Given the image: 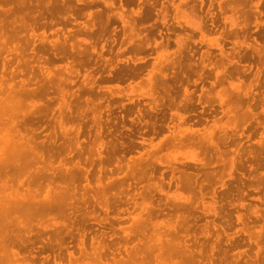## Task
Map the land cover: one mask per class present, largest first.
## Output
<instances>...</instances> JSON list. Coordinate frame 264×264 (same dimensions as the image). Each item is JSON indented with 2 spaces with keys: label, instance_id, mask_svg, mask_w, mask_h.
<instances>
[{
  "label": "rangeland",
  "instance_id": "obj_1",
  "mask_svg": "<svg viewBox=\"0 0 264 264\" xmlns=\"http://www.w3.org/2000/svg\"><path fill=\"white\" fill-rule=\"evenodd\" d=\"M94 1L96 4L80 8V3H77L75 0H70V4H74L75 7H77L76 9H71L70 13L72 17H69L64 11L56 13L54 20H57L58 23L48 24V27H43V30H41L40 27L32 30L33 33H40L43 31L45 34L43 39L38 40L37 38H33L29 40L28 44H23L21 46L20 42L16 43L18 46L22 47V56L11 55V52L7 51V48H5L8 47L11 49L15 41L6 43L5 47L3 46L0 49V61L4 56L10 57L11 60L9 59L6 61V66L11 67L16 64V60H18V64H21L24 58L31 55L32 51L30 48H33V52L35 53L33 63L42 64L54 78L61 81L59 84L61 90L53 93L50 89L47 95L54 96V99L50 100L49 103L50 109L55 106L53 108L54 110L52 112L50 111L51 113H56L55 108L63 110L67 104L71 108V117L64 118L61 124L62 128L66 129L67 137L63 138L59 134L57 126H55L57 133L55 142L56 144H65L64 142L69 138L68 142H70V145L75 146L76 144L78 148H80V152L76 153V150H78L76 147L66 161V165H71L73 168V164L77 160L79 165L87 170L85 172L87 177L86 180L80 177L73 183V192L76 194L75 196L80 192H85L87 195L96 194L100 189L110 195L119 194V198L110 200L106 211L99 207L97 200L91 199L88 200L87 203L78 200L79 202L76 203V209L79 211H77L76 214L83 208H86L87 211L93 214L85 220H81L80 216L76 215L75 219L71 218V220L68 221L73 228L76 227L79 231L83 232L85 250L87 251L85 257H81L77 259L75 263L71 264H171L169 263L170 261L162 262L160 258L154 260V258L151 257L154 251H151L150 246H148V239L152 229L150 226L151 222L156 223V225L158 223V230L163 231L166 238H168V226L171 227L174 224L175 212H169L166 203L163 204V199H161L160 206L163 207V214H157L156 216L151 215L150 217V206L153 204L152 202L158 200L160 196L163 197V194H157L158 188H160L158 186H161V190L172 198L179 195L180 198L178 199L183 200L189 194L185 188L182 189L175 186V176L179 174L178 170L184 168L182 165L183 163H189V165L194 164L195 161L197 163V158L202 156V149L200 148H203L206 142L202 140L199 141L193 137L192 141H194L195 144L192 143L188 144L187 147H179L177 142L170 139L171 130L174 131L187 125H191V128H199L203 133L212 129L213 136H215L214 138H216L219 131L223 130L226 132V135H228V138H226V142L223 144L224 151L221 153L220 160L217 162L209 147L206 149L207 152H205L206 157L208 155H210L208 156L209 158L211 157V161H209V165L205 168V171L214 172L212 175H217L218 178L220 177L224 185H219L221 181L211 176L212 181L209 187L204 190L205 193L202 198L197 199L195 204L196 207L192 210L193 212L191 211L189 214V210L185 209L182 211V213L188 215L187 229H189V231L183 229L185 232L182 234H187L189 239L192 237L198 239L199 237L198 240H201L200 234L197 233L200 225L202 226L203 223L210 222L212 219L210 215H201V204L210 201L209 191L212 184L218 194L228 188L232 195L226 196L220 200L225 210L221 213L222 215L224 214V216H222L223 218L221 217V219L213 218V222L215 224L222 223L221 225H225L226 233H231L244 226L249 236L247 237V235L238 231L229 242H223L221 239V247L225 248L227 251L226 258L223 259L222 263L226 264L229 256L236 251L240 252L238 258L239 264H244L243 261L247 259L248 255H252L251 257H253L254 254L258 257L261 255L264 256V14L256 18L253 17L254 12L251 8V3L255 0H245L243 11L246 14H241L240 11L242 9L234 11L231 10L229 6H226L225 4H228L229 0H154V6L150 14L147 13L146 15L147 19L145 17L140 20L138 22L140 27L135 30H127V26L131 20L130 10L136 9L142 0H121L120 2L124 7L122 11H120L118 6V0ZM261 1L264 3V0ZM109 2H112V5L106 6L105 4ZM169 2L171 4L170 6ZM218 4H220L221 9L217 7ZM249 9L253 13H251ZM93 11L102 13L103 16L101 15V21L97 18L98 16H96V13L88 16V12ZM119 12H121L123 16L122 22L116 16ZM42 13L44 19L41 17L39 21H47L48 14L46 11H42ZM105 15H108V21L103 27V30H99L98 25L102 22ZM61 16H64V19H62ZM222 17H225V19ZM209 18L215 19L213 25L209 24ZM222 21L223 23H221ZM243 23H245L246 27L239 28L238 24ZM230 24L231 26H238L233 27V30H229ZM87 27H90L91 30H87ZM244 30H247V32ZM29 31L30 30H21L24 34H27ZM90 38L91 40H89ZM152 38L154 40H152ZM172 40L174 42H172ZM50 41L56 42L55 48H52L51 45L49 46ZM63 41H65V43ZM37 56L40 57L39 62L35 60ZM240 64L242 66H240ZM132 65L135 66L133 67ZM199 65H201V67H199ZM232 66L234 68H232ZM185 67L186 69H184ZM34 70L36 71V69ZM138 76L140 78H138ZM151 81L155 83L164 82L168 87L165 91H162L158 85L157 87H155V85L152 87V85L149 84ZM184 87L188 91L187 94L184 93ZM164 93L168 99V105L165 104L166 100L164 99ZM235 93L237 96H241L242 93L240 97V106L243 108L240 110L241 107H235L233 110L228 111V99L232 100V98L237 97ZM248 95L252 96L250 100L251 103H249V108L251 110L250 115H252V117L248 115L246 119L242 112L245 110V104L248 105ZM155 96H162L163 100L153 106V98ZM208 99L209 101H207ZM188 100H191V102H188ZM28 106L31 108L30 102L24 103L23 109H27ZM175 111L183 115L186 122L178 123L176 119H174L175 116L173 112ZM77 114H79V116H77ZM97 114L99 116V126L95 121V116ZM47 117L40 118L39 121L34 124L41 134L46 133L49 129ZM201 121L202 123H200ZM212 122L213 125H211ZM237 123L240 125L238 126ZM178 124L179 127L177 128ZM78 126V134L75 136V129ZM246 127L248 128L246 129ZM238 129L239 131H237ZM97 130H99L98 137L96 136ZM237 133L241 134L237 135ZM164 137H168L167 143L163 142L162 146L159 148L151 146L155 145ZM232 141H235L236 145L239 146L241 152L240 157H242L243 160L241 169L230 171V173L233 172L231 173L233 177L228 174L226 168V160L233 155L231 148L236 147L234 144L235 142L233 143ZM199 144L201 147L198 146ZM248 144L251 147H249ZM163 146L165 147L163 148ZM243 147L246 149L249 148L252 152H256V154L258 152L257 158L259 166L257 165L254 170H249L248 168L249 165L255 166V164L245 157V151H242ZM257 148L258 151H256ZM109 151L112 152L108 153ZM226 151L227 153L229 152L228 155ZM98 154L102 158H108L107 162L100 164V172L96 170L98 167L96 164ZM197 173L200 174V171L197 170ZM134 177H136V179H134ZM109 180H112V182L106 184ZM242 186L243 189H241ZM241 190L242 196L238 198L236 205L233 207L229 206L227 201L232 197L236 198V193ZM148 191L152 193L151 198L148 195ZM137 193H141L142 195H138ZM225 199L226 201H224ZM80 202L82 205H80ZM239 203L241 205H239ZM254 208L259 214L257 217L253 215ZM166 211L170 213L168 216L164 214ZM177 212H181V209ZM238 214L241 216V222L243 224L235 219V216ZM56 220L60 219L57 218ZM138 222L145 225L142 226L143 233H137L133 236L131 234L132 230ZM183 226L186 227V222ZM129 230H131L129 233L131 235H125ZM213 234V230H210L211 237H213ZM73 235L71 237L65 235L64 241L67 244L66 249L76 253V240L74 237L75 235ZM90 238H92V243ZM207 238L209 239V237ZM247 238H249V240H247ZM118 239L120 240L119 242ZM97 240H99L102 245L104 242L106 247L103 246L100 248L98 246L99 243L96 244ZM247 243L249 246L246 245ZM35 245L38 246L39 244L35 243ZM124 246L130 250L128 255L123 251ZM230 248L233 249L230 250ZM34 251L39 253L38 247H36ZM46 252H48L49 255L52 253L49 251ZM57 252L64 253L65 249L62 248L60 251L55 249L54 254ZM43 253L45 254V252ZM60 253L59 256L56 257H60L62 262H65V253L61 254L62 256ZM98 253H100V261L96 258ZM140 259L144 262L140 263Z\"/></svg>",
  "mask_w": 264,
  "mask_h": 264
},
{
  "label": "bare ground",
  "instance_id": "obj_2",
  "mask_svg": "<svg viewBox=\"0 0 264 264\" xmlns=\"http://www.w3.org/2000/svg\"><path fill=\"white\" fill-rule=\"evenodd\" d=\"M75 1L77 3H80V8L81 7H88V6L96 4V2L94 0H75ZM118 1H119L118 6L120 8V11H122L124 8L123 4L120 2L121 0H118ZM228 2H227L228 4H225V5L229 6V8L231 10L237 11V9H242L240 11L241 14H243V13L246 14L243 11V8L245 5V0H229ZM105 5L110 6V5H112V2H109L108 4H105ZM155 5H157V4H155ZM170 5L171 4L169 2V6ZM247 5H249V4H247ZM153 6H154V0H142V2H140V4H138L136 9L130 10L131 20L127 26V30L138 29V27H140L138 22L140 20L144 19L146 17L147 13L150 14ZM251 6H252L251 8L253 9V12H254V15H253L254 18L259 17V16L264 14V3H262L261 0H255L254 2L251 3ZM217 7L219 9H221L220 4H218ZM76 8L77 7H75L74 4L73 5L70 4V0H0V49L3 46L5 47L6 43L15 41V44L13 46H11V49L8 47H5V48H7V51L11 52V55L14 54V56L15 55H21L22 56V54H21L22 53V47H20L21 45L28 44L30 39L37 38L38 40H40V39H43L45 37V34L43 33V31H41L40 33H33L32 30H35L39 27L41 30H43V27H46L48 24L58 23L57 20H54V16H56L55 15L56 13H60L62 11L67 13L69 17L70 16L72 17L70 11H71V9L73 10ZM204 8H206V7H204ZM218 8H217V10H218ZM42 11H46V13L48 14V20L47 21H44V20L42 22L39 21V19L44 16ZM240 12H239V14H240ZM250 12H251V10H250ZM253 12H251V13H253ZM94 13H96V16H98L97 18H99V21H101V17L103 16L101 12H96V11L88 12V16H90L91 14H94ZM116 16L122 22V18H123L122 13L119 12L118 15H116ZM247 16H249V15H247ZM61 17H62V19H64V16H61ZM61 17H59V18H61ZM222 18L225 19V17H222ZM43 19H44V17H43ZM146 19H147V17H146ZM72 20H73V18H72ZM107 21H108V15H105L102 22L98 25L99 30H103V27L105 26ZM214 21H215L214 18H209V24L210 25H213ZM221 23H223V21ZM238 25H239V28H243V27L245 28L246 27L245 23L238 24ZM238 25L231 26V24H230L229 30H233V27H236ZM90 27H87V30H91ZM151 27H153V26H151ZM187 27H189V26H187ZM177 28H180V27H177ZM57 29H58V27H57ZM65 29H66V27H65ZM21 30H30V31L27 34H24L21 32ZM244 31L247 32V30H244ZM215 32H216V30H215ZM56 36H57V34H56ZM160 39H161V36H160ZM89 40H91V38ZM152 40H154V39L152 38ZM248 40H250V39H248ZM190 41H192V40H190ZM17 42L21 43L20 46H18V44H16ZM63 42L65 43V41H63ZM153 42H155V41H153ZM172 42H174V41L172 40ZM253 43H254V41H253ZM55 44H56L55 41H50L49 46L51 45L52 48H55ZM152 44H154V43H152ZM6 46H8V45H6ZM128 48H130V47H128ZM45 49H46V47H45ZM30 50L32 51L31 55H29L27 58H24L22 60L21 64H18V60H16V64L14 66L7 67L6 61L10 59V57H7V56H4L3 59L0 61V264H71V263H75L77 259H79L81 257H85L87 255V251L85 250V245H84V240H83V232L79 231L78 228H76V227L73 228L72 225L69 224L68 221H70L71 218L75 219L76 215L80 216L81 220H83V219L85 220V219H87V217H90L93 214L92 212L87 211L86 208H83L80 212H78V214H76V212L79 211L78 209H76V203L79 201L87 203V201L91 200V199L97 200L99 203V207L101 209H103L104 211H106L108 209V205H109L110 200L119 198V194L116 193V194L110 195V194H107V192H105L104 190L100 189L96 192V194H90V195H87L85 192L78 193L79 192L78 191L77 196H75L76 194H74V192H73V183L76 179H78L80 177H82V178H84V180H86L87 177L85 175L86 174L85 172L87 170L85 168H83L82 166H80L79 162L77 160L73 164V168L71 165H66V161L68 160V157L71 155V153L75 150V148L76 147L78 148V145H76V144H75V146L70 145V142H68L69 138H68V140H66L64 142L65 144H61V143L56 144V142H55V138H56V134H57L56 130H55V126H57L59 134L63 138L67 137L66 136L67 135L66 129L62 128L61 124H62V120L64 118L69 117V116L71 117V115H72L71 114V108L67 104L63 110H61L60 108H55L56 113L55 114H54V112L51 113L54 110L53 108L55 106L51 107V109H50L49 103H50V100L54 99V96H48L47 94H48L50 89L52 90L53 93L55 91H60L61 89L59 88V84L61 81L59 79L54 78V76L52 74H50L42 66V64L33 63L35 53L33 52V48H30ZM114 50H115V48H114ZM199 50H201V49H199ZM7 51H5V52H7ZM65 56H63V57H65ZM263 57H264V55H263ZM54 58H56V57H54ZM39 59H40V57L37 56V58L35 59L36 62L37 61L39 62ZM257 61H258V59H257ZM14 62H15V60H14ZM177 62H179V61H177ZM92 63H93V60H92ZM150 66H151V64H150ZM240 66H242V65L240 64ZM199 67H201V65H199ZM255 67H256V65H255ZM127 68H129V67H127ZM232 68H234V67L232 66ZM34 69H36V71ZM52 69H53V67H52ZM184 69H186V67ZM131 72H132V70H131ZM214 72H215V70H214ZM237 73H238V71H237ZM229 74H230V72H229ZM140 75H141V73H140ZM235 75H236V73H235ZM65 76H66V74H65ZM139 76H138V78H140ZM117 77H118V75H117ZM141 78H142V76H141ZM80 79H82V78H80ZM78 81H80V80H78ZM178 81H180V80H178ZM223 83H225V82H223ZM226 83L229 86L227 81H226ZM262 83H263V80H262ZM149 84L152 85V87H154V85H155V87H157V85H158V87L160 88V90L162 89V91H165L168 87V85L166 86V84L164 82L155 83V82L151 81V82H149ZM191 85H192V83H191ZM174 86H175V82H174ZM253 86H254V84H253ZM67 87H68V84H67ZM171 87H173V86H171ZM195 87H197V86H195ZM228 88H230V87H228ZM180 89H181V87H180ZM183 89H184V93L187 94L188 91L186 90V88L184 87ZM260 91H261V89H260ZM55 95H56V93H55ZM72 95H74V94H72ZM235 95L237 96L236 93H235ZM241 96H242V93H241ZM241 96L234 97V98H232V100L228 99V108H227L228 111L233 110V108H235V107H241L240 106V103H241L240 97ZM76 98H78V97H76ZM93 99H94V97H93ZM164 99L166 100L165 104L168 105V99L166 98V94L164 95ZM251 99H252V96L248 95L247 96L248 105L245 104V110H244V112H242V114L246 117V119H247L248 115H249V117H252V115H250L251 110L249 108V106H250L249 103H251V101H250ZM162 100H163L162 96H160V97L155 96L153 98V106H155L159 102H162ZM197 100H198V97H197ZM147 101H148V99H147ZM189 101L191 102V100H188V102ZM193 101H195V100H193ZM207 101H209V99ZM217 101H218V99H217ZM217 101H216V103H217ZM28 102H30L31 108L28 106L27 109H23L24 103H28ZM74 102H75V100H74ZM169 102H171V101H169ZM243 103H245V102H243ZM144 108H145V106H144ZM186 108H188V107H186ZM242 108L243 107H241L240 110ZM162 109H163V107H162ZM219 109H221V108H219ZM254 109H255V107H254ZM239 112H241V111H239ZM239 112H237V113H239ZM47 115H48V117H47ZM173 115L175 116L174 119H176V121L178 123L186 122L185 117L181 114H178L176 111L173 112ZM260 115H261V113H260ZM77 116H79V114H77ZM42 117H47L48 124H49L48 131L46 133H43V134H41L34 125V124H36L37 121H39L40 118L42 119ZM141 118H143V117H141ZM149 120H150V118H149ZM95 121H96L97 125L99 126L98 114L95 116ZM187 123H190V122H187ZM200 123H202V121ZM211 125H213V122ZM239 125L240 124H238V126ZM178 127H179V124L177 125V128ZM247 128L248 127H246V129ZM78 129H79V126L76 127V129H75V136L78 134ZM240 129H242V128H240ZM166 130H167V128H166ZM154 131H156V130H154ZM237 131H239V129ZM229 133H227V134H229ZM215 134H217V133H215ZM240 134L241 133H237V135H240ZM98 135H99V130L96 131V136L98 137ZM87 137H88V134H87ZM193 137H195L199 141L202 140V141L206 142L205 145L203 144L204 145L203 148H200V149H202V151H201L202 156L197 158V163L195 161L194 164H192V165H189V163L188 164L183 163L182 165L184 168L178 170L179 174L177 173L178 175L175 176V180H174L175 186H178L182 189L185 188L189 192V194L183 200L178 199V198H180L179 195L172 198L166 192H163L161 190V186H158L160 188H158L157 194L161 193V194H163L162 195L163 197L160 196L158 198V200H155V202H152L153 204L150 206V212H151L150 217H151V215L156 216L157 214H163V207L160 206V203H161L160 200L163 199V204L166 203L167 210L171 213L175 212V214H174L175 219L173 220L174 224L171 227L168 226V232H167V234L169 235L168 238H166V235L163 233V231L158 230V228H157L158 223L156 225V223L151 222L150 226L152 229H151L150 236L148 235L149 236L148 246H150L151 251H154L151 254V257L154 258V260L156 258H160V261H162V262L163 261H168V262L170 261L169 263H171V264H223L222 261H223V259L226 258L225 256H226L227 251L225 248L221 247V244H222L221 239L223 242H227V241L229 242L230 239L233 237V235H235L238 231H241L242 233L247 235V237L249 236L248 235L249 233L247 232V230L244 226L234 230L231 233H226L225 232V225H221L222 223L221 224L220 223L215 224L213 222V218H218V219L220 218L221 219V217L224 216V214L223 215L221 214L225 210H224L220 200L225 198L226 196L232 195V194H230L229 189L227 188V190H224L223 192L218 194L216 192L215 188L213 187V184H212V187L209 191L210 192L209 193L210 194L209 195L210 201L201 204V210H200L201 215H210L212 217L210 222H205L202 224V226L199 224L200 227H199L197 233L200 234V236L202 238L201 240H198L199 237H198V239L196 237H192L191 239H189L187 237V234H182L186 230L189 231V229H187L188 215L182 213V211L185 209L189 210V214H190L191 211L196 207L195 204L197 202V199L202 198L203 194L205 193L204 190L207 187H209V185L212 181L211 176L216 178V180L219 179V181H221L220 177L218 178L217 175H212V174H214V172L212 173L210 171H205V168H207L209 165V161H211L210 160L211 157L210 158L208 157L210 155H208L206 157L205 152H207L206 149L209 147L212 151V154H213V157L215 158V161L217 162L218 160H220L221 153L224 151L223 144L226 142V138H228V135H226L225 131L221 130L216 135V138H214L215 136H213V130L212 129L207 130L206 133L205 132L203 133V131H200L199 128H191V125L180 127L174 131L171 130V133H170V139H173V141L177 142L179 147H187L188 144H192V143L195 144V142L192 141ZM158 138H159V136H158ZM257 138H258V136H257ZM163 142L167 143L168 137L162 138L155 145H151V146L154 148H159L160 146H162ZM127 143H128V141H127ZM99 144H101V143H99ZM121 144H123V143H121ZM234 144L236 147L231 148V150L233 151V155H232V157L230 156L226 160L227 172L231 176H232L231 173H233V172L230 173L231 170L236 171L237 169H241L243 166V160H242V157H240L241 152H240L239 146L236 145V142ZM198 146L201 147L200 144ZM164 147L165 146H163V148ZM249 147H251V146L249 145ZM254 148H256V147H254ZM242 151H245L244 152L246 154L245 157H247L250 160V162L252 161V163L255 164V166L249 165V167H248L249 170H254L257 165L259 166V162H258V158H257L258 152L256 154V152H252L249 148L246 149L244 147L242 148ZM256 151H258V148ZM79 152H80V148H78V150H76V153H79ZM110 152H112V151H109L108 153H110ZM226 153H227V151H226ZM228 153H227V155H228ZM259 156H260V154H259ZM107 161H108V158H102L98 154L97 160H96V164L98 165V167L96 170L98 172H100L101 171L100 164H103V162L105 163ZM120 161H122V160H120ZM142 165H144V164H142ZM119 169H120V167H119ZM124 169H125V167H124ZM197 170L200 171V174L197 173ZM94 172H96V171H94ZM216 172H218V171H216ZM82 173H83V175H82ZM255 173H257V172H255ZM96 174H98V173H96ZM134 179H136V177H134ZM140 179H141V177H140ZM240 180H242V179H240ZM231 181H232V179H231ZM111 182H112V180H109L106 182V184H109ZM219 185L223 186L224 182L221 181V183H219ZM167 187H168V185H167ZM138 189H139V187H138ZM241 189H243V186ZM142 191H143V189H142ZM257 192H259V191H257ZM146 193H147V191H146ZM137 194L142 195L141 193H137ZM148 195L150 198L152 197V193H150V191H148ZM241 196H242V190L236 193V198L232 197L227 201L228 205L232 206V207L235 206L237 201H238V198H240ZM224 201H226V199ZM80 205H82V203ZM239 205H241V204L239 203ZM224 206H226V205H224ZM115 207H116V204H115ZM180 209H181V212H177ZM228 209H229V207H228ZM168 211H166L164 213L166 216H168L170 214ZM166 213H168V214H166ZM232 214H234V213H232ZM253 215H254V217H257L259 215L255 208L253 210ZM57 218H59L60 220H56ZM157 218H158V216H157ZM154 219H155V217H154ZM235 219L239 222H241V220H242V218L239 214L235 216ZM255 220H253V221H255ZM225 221H227V220H225ZM185 222H186V227L183 226ZM191 223H192V221H191ZM142 226H145V225L141 224V222H138L134 226L131 234L134 236L137 233L138 234L143 233ZM210 230L211 231L213 230V233H214L213 237L210 236ZM227 231H229V230H227ZM130 232H131V230L127 231L125 235H131V234H129ZM65 235H68L70 237L73 235L75 237L76 253H73L72 250L66 249L67 244L64 241ZM92 235H94V234H92ZM121 235H122V233H121ZM207 237H209V239ZM125 239H127V238H125ZM91 240H92V238H90V241ZM247 240H249V238H247ZM87 241H88V239H87ZM119 241L120 240L118 239V242ZM35 243H38L39 245L37 246V245H35ZM91 243H92V241H91ZM97 243H99L98 246L100 248H102L103 246L106 247L104 242L102 245V243L99 240H97L96 244ZM246 245H248V243ZM36 247H38L39 253H36L34 251V249ZM62 248L65 249V252H64L65 253V259H64L65 262H62L60 257H56V256H59L60 252H57L54 254L55 249L60 251ZM254 248H256V247H254ZM232 249L230 248V250H232ZM46 251L52 252L51 255H49L48 252H46ZM123 251H124V253H126L128 255L130 250L124 246ZM43 252H45V254ZM41 253H43V254H41ZM64 253H60V255L64 254ZM99 254L100 253H98V255L96 256L98 261L101 260ZM239 256H240V252H237V251L233 252L229 256L228 261H226V264H239V259H238ZM251 256L248 255L247 259L244 260L243 263L244 264H264V256L263 255L258 257V256H256V254H254L253 257H251ZM111 260H112V258H111ZM139 262L143 263L144 261L140 259Z\"/></svg>",
  "mask_w": 264,
  "mask_h": 264
}]
</instances>
